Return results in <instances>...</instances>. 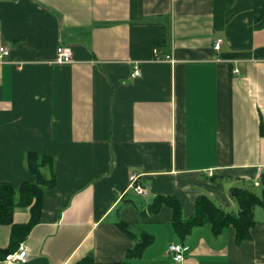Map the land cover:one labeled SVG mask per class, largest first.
I'll use <instances>...</instances> for the list:
<instances>
[{
    "label": "crops",
    "instance_id": "0c3cea01",
    "mask_svg": "<svg viewBox=\"0 0 264 264\" xmlns=\"http://www.w3.org/2000/svg\"><path fill=\"white\" fill-rule=\"evenodd\" d=\"M60 46L73 63L56 62ZM0 47V183L34 182L31 153L51 157L41 172L55 178L23 242L0 225V264L22 244L23 264H119L147 236L130 264H264L257 207L241 244L210 224L181 240L170 207L148 210L174 197L188 219L207 196L236 214L233 188L262 194L264 0H0ZM31 217L17 208L14 224ZM173 244L187 248L183 263Z\"/></svg>",
    "mask_w": 264,
    "mask_h": 264
},
{
    "label": "trees",
    "instance_id": "16d2710c",
    "mask_svg": "<svg viewBox=\"0 0 264 264\" xmlns=\"http://www.w3.org/2000/svg\"><path fill=\"white\" fill-rule=\"evenodd\" d=\"M261 128L263 131V124ZM52 164L51 157L31 153L27 157V171L34 177V182H25L18 189L12 184L0 183V225L12 226V246L14 247L23 242L41 220L44 188L53 186L55 183L54 176L47 180L42 175L41 169L47 165L52 167ZM262 180L264 183V174ZM231 196L238 205L236 214L226 211L207 196H200L195 200L194 213L188 219L183 217L182 206L174 197L158 196L148 206V210L157 213L164 205L170 207L173 211L172 225L181 240L186 239L194 229L210 224L215 236L221 235L230 227L234 228L236 243L241 244L251 238V230L256 224L254 209L258 206L264 209V189L261 196H258L257 193L248 189L233 188ZM17 208L31 209L32 217L28 224L23 226L14 224L13 216ZM120 227L126 229L125 225ZM151 242V236L142 239L137 247L130 251L127 259L119 264H130V260L138 258ZM14 252V249H7L1 254L5 259L8 254ZM77 264L97 263L92 257H86Z\"/></svg>",
    "mask_w": 264,
    "mask_h": 264
},
{
    "label": "built area",
    "instance_id": "2783aa9c",
    "mask_svg": "<svg viewBox=\"0 0 264 264\" xmlns=\"http://www.w3.org/2000/svg\"><path fill=\"white\" fill-rule=\"evenodd\" d=\"M223 45V39L219 38L214 42L213 49L214 52L220 51L221 47ZM57 57H56V62L58 64H70L73 63V53L72 50L69 47H64L60 46L58 47L57 51ZM157 54V52H155ZM9 55L8 49L5 47H0V56L1 58H6ZM169 57H167V60ZM161 60V59H160ZM159 61V59H158ZM133 74L132 76L134 78L140 77L141 76V70H140V65L139 62H135L133 64ZM130 188H132L135 193L139 196L142 197H147L149 195V190L148 187H145L141 181L140 177L138 175H132L130 176ZM170 252L173 254V258L177 263H183L185 258H186V252L187 248L182 246V245H176L173 244L169 248ZM28 260V252L25 247V245H20L18 250L15 251L14 253L8 254L5 259L4 263L6 264H23Z\"/></svg>",
    "mask_w": 264,
    "mask_h": 264
},
{
    "label": "rangeland",
    "instance_id": "374dc122",
    "mask_svg": "<svg viewBox=\"0 0 264 264\" xmlns=\"http://www.w3.org/2000/svg\"><path fill=\"white\" fill-rule=\"evenodd\" d=\"M44 173V175L46 176V174H45V172H43ZM261 190H262V188L261 189H256V193L258 194V195H260L261 194ZM128 197H133V198H136L137 196H135L133 193H131L130 192V194H129V196ZM139 200V199H138ZM259 212H261L262 214H264V209L262 208V207H257L256 208Z\"/></svg>",
    "mask_w": 264,
    "mask_h": 264
}]
</instances>
